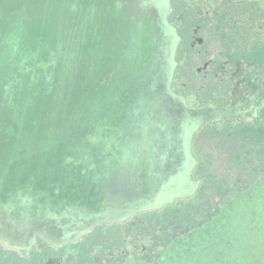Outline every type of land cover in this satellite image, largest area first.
<instances>
[{
    "label": "water",
    "instance_id": "obj_1",
    "mask_svg": "<svg viewBox=\"0 0 264 264\" xmlns=\"http://www.w3.org/2000/svg\"><path fill=\"white\" fill-rule=\"evenodd\" d=\"M169 0H0V243L27 255L187 200L193 135L171 90Z\"/></svg>",
    "mask_w": 264,
    "mask_h": 264
},
{
    "label": "flooded vegetation",
    "instance_id": "obj_2",
    "mask_svg": "<svg viewBox=\"0 0 264 264\" xmlns=\"http://www.w3.org/2000/svg\"><path fill=\"white\" fill-rule=\"evenodd\" d=\"M167 22L178 36L171 90L217 114L192 137L194 195L96 225L74 243L37 236L27 255L0 243V264H169L235 197L264 196V0H169Z\"/></svg>",
    "mask_w": 264,
    "mask_h": 264
},
{
    "label": "trees",
    "instance_id": "obj_3",
    "mask_svg": "<svg viewBox=\"0 0 264 264\" xmlns=\"http://www.w3.org/2000/svg\"><path fill=\"white\" fill-rule=\"evenodd\" d=\"M249 195L235 197L195 248L169 264H264V196Z\"/></svg>",
    "mask_w": 264,
    "mask_h": 264
}]
</instances>
